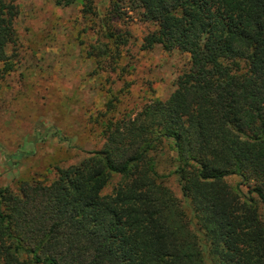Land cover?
<instances>
[{"label":"trees","instance_id":"16d2710c","mask_svg":"<svg viewBox=\"0 0 264 264\" xmlns=\"http://www.w3.org/2000/svg\"><path fill=\"white\" fill-rule=\"evenodd\" d=\"M119 1L101 19L103 66L114 71L126 43L112 25L122 11L154 27L141 50L185 53L188 65L165 99L135 113L109 117L107 101L101 148L51 181L0 187V264H264V0ZM80 3L94 14L92 0ZM16 15L14 0H0L3 74ZM170 175L181 199L164 183Z\"/></svg>","mask_w":264,"mask_h":264},{"label":"rangeland","instance_id":"374dc122","mask_svg":"<svg viewBox=\"0 0 264 264\" xmlns=\"http://www.w3.org/2000/svg\"><path fill=\"white\" fill-rule=\"evenodd\" d=\"M114 1L119 0H92L94 15L82 12L80 0L63 7L49 0H14L17 39L6 48L11 70L1 73L0 63V187L15 190L20 181H51L56 168L101 148L96 119L107 101L113 103L109 117L135 113L165 99L186 69L185 53L164 52L159 46L140 49L142 37L154 27L130 11L112 20L126 43L119 44L114 71L103 66L110 58L101 62L97 54L102 43H110L101 19ZM169 154L158 157L159 173L173 170ZM116 179L111 178L103 194ZM225 181L234 186L239 179L233 175ZM164 183L181 199L173 175ZM239 188L246 193L245 185ZM258 211L264 220V204Z\"/></svg>","mask_w":264,"mask_h":264}]
</instances>
